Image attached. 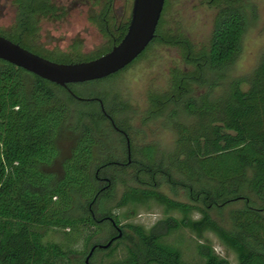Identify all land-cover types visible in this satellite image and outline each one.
Listing matches in <instances>:
<instances>
[{
  "label": "trees",
  "instance_id": "obj_1",
  "mask_svg": "<svg viewBox=\"0 0 264 264\" xmlns=\"http://www.w3.org/2000/svg\"><path fill=\"white\" fill-rule=\"evenodd\" d=\"M73 1L100 11L90 20H99L95 24L107 39L96 56L84 55L75 43L67 53L55 52L56 58L46 54L41 24L58 20L64 13V7L55 0H12L13 22L0 28V35L43 57L69 63L98 57L126 33L128 21L114 25L103 21L108 18L105 12L113 9V0ZM211 4L218 10L207 50L193 52L192 44L181 33L167 39L165 0L155 35L137 57L153 43L170 42L182 47L183 60L190 65L174 71L169 88L149 98L156 110L171 106L170 115L175 117L178 138L167 162L157 159L152 144L137 149L132 138L130 164L95 162V148L105 146L107 141L119 145L121 140L109 134L105 126L109 121L98 102L83 99L80 101L90 104L85 111L80 110V136L63 160L61 177L54 181L43 167L58 156V135L70 115L69 102L78 100L66 87L0 59V264H83L80 259L96 245L93 241L101 232L100 223L108 221L107 216L117 225L120 223L119 216L111 211L99 215L91 210L105 191L99 190L96 171L99 169V177L107 176L114 183L117 172L129 167L133 169V180L156 186L157 176L169 180L173 172L179 174L182 179L175 183L189 191L192 202L175 200L155 188L126 185L117 208L153 200L164 207L165 216L148 229L124 224L136 238V245L124 243V256L107 264H189L180 247L166 241V237L182 228L198 237L205 231L213 232L235 252L236 264H264V54L245 81L247 89L236 80L220 100H212L206 92L192 94L194 85H208L210 73L238 54L245 29L240 0H212ZM126 67L89 82L108 80ZM72 85L68 84V88L73 91ZM58 91L65 97H60ZM92 97L95 96L84 98ZM99 98L113 118L104 99ZM177 110L194 116V120L177 121ZM100 125L104 126V137ZM111 165L120 169L107 173ZM78 198L90 204V210L85 208L84 213L73 215ZM236 201H243V206L230 211V230L215 220L210 210ZM173 211L179 216L170 214ZM193 212L200 216L192 218ZM48 230L62 231L63 238L46 240ZM121 232L117 240L123 237ZM119 244L111 243L106 256L111 257ZM97 249L100 248L96 245L89 262ZM195 251L200 264H230L207 242H198Z\"/></svg>",
  "mask_w": 264,
  "mask_h": 264
},
{
  "label": "rangeland",
  "instance_id": "obj_2",
  "mask_svg": "<svg viewBox=\"0 0 264 264\" xmlns=\"http://www.w3.org/2000/svg\"><path fill=\"white\" fill-rule=\"evenodd\" d=\"M12 0H0V28L11 25L14 18V7ZM64 7L63 16L54 21H43L41 24V40L44 42L47 55L56 58V53L69 52L74 43L79 46L80 52L87 56H96L100 53L106 42L99 27L92 24L88 18V11L96 9L90 5L86 6L74 3L73 0H55ZM81 1V0H80ZM133 0H113V9L116 12H125L128 16L131 11ZM240 5L245 15V29L240 41L238 54L223 67L210 73V83L206 86L194 85V92L209 93L212 100H220L226 94L232 83L241 81V87L247 89L245 82L253 74L264 54V0H240ZM217 7L209 3V0H166V12L163 17L167 39L181 33L193 46V52L207 50L214 26ZM190 65L183 60L182 47L170 42H156L149 46L145 52L132 62L120 73L105 81L96 83H73V91L83 97H102L104 103L111 110L113 118L125 126L132 138L133 145L138 149L142 145L152 144L156 150L158 160L167 162V157L175 150L177 130L173 117L170 115L172 107L156 110L150 103L152 95L158 96L165 92L170 84L172 74L176 70H185ZM59 92V91H58ZM60 97H65L61 91ZM90 102L70 101L71 112L67 121L60 129L57 147L58 156L49 166L43 169L52 174L54 181H57L63 171V160L71 152L77 138L80 136V129L77 123L80 122V110ZM154 111V112H153ZM178 113V116H177ZM177 121L189 123L194 116L183 110H177ZM175 116V115H174ZM103 133L104 126L100 125ZM103 136V134H102ZM104 137V136H103ZM117 137V136H115ZM114 147L118 150L119 145L108 142L101 148ZM95 148V154L97 153ZM117 166H108L107 173L119 170ZM132 168L119 170L115 175V182L109 183L98 201L91 206L96 214H105L111 211L117 214L120 219L119 227L123 231V237L112 243L119 244L111 257L108 248L97 249L90 259V264H107L111 259H119L124 256L123 244L136 245V238L123 225L126 223L139 224L148 229L155 221L165 216L164 207L153 200L143 204H128L120 208L116 207L126 185H135L146 188H155L161 193L178 201L192 202L189 191L175 182L182 179V176L173 172L171 179L157 176L158 185L142 183L132 179ZM107 184V183H105ZM243 206V201H236L227 204L222 209L212 208L211 216L222 226L233 230L229 213L232 209ZM90 210V204H85L79 198L75 201L71 211L73 215H80ZM131 213V215L129 214ZM179 216L177 212H171ZM192 218H198L199 213L193 212ZM101 232L94 238V243L104 244L116 233L110 221L100 223ZM63 238L60 230H48L46 240L59 241ZM166 241L177 244L183 254V258L189 264H200V258L196 254L195 246L198 242H207L212 245L215 252L228 260L230 264L237 263L235 252L225 246L219 238L211 231H205L201 237L187 228L174 231ZM84 264L85 256L81 259Z\"/></svg>",
  "mask_w": 264,
  "mask_h": 264
},
{
  "label": "water",
  "instance_id": "obj_3",
  "mask_svg": "<svg viewBox=\"0 0 264 264\" xmlns=\"http://www.w3.org/2000/svg\"><path fill=\"white\" fill-rule=\"evenodd\" d=\"M164 3L165 0H133L126 33L110 50L98 57L69 63L57 62L0 35V59L63 87L106 77L129 65L144 51L155 35ZM100 103L104 109L101 101ZM127 142L129 147L128 139ZM110 220L113 225H117L112 218ZM117 229L118 234L100 244L101 248H107L121 236L118 226ZM95 247L96 245L92 246L85 257V264H90L89 258Z\"/></svg>",
  "mask_w": 264,
  "mask_h": 264
},
{
  "label": "flooded vegetation",
  "instance_id": "obj_4",
  "mask_svg": "<svg viewBox=\"0 0 264 264\" xmlns=\"http://www.w3.org/2000/svg\"><path fill=\"white\" fill-rule=\"evenodd\" d=\"M211 1L212 0H209V3H211ZM99 13H100V11H98V10H90V11H88V15L87 16H88L89 19H91L92 17H94L95 15H97ZM124 13H125L124 11L122 13L121 12L120 13L116 12L115 9H112L110 11L108 10V11L105 12V15H107L108 18L107 19L103 18V21L104 22H108L111 25L118 24V22H125V21H128V23H129L131 11H130V14L128 16H125ZM90 21H91L92 24H94L97 27H99L97 24H95V23H98V21H99L98 19L97 20L94 19V20H90ZM114 44H116V43H114ZM66 88H67L69 94L74 99H76L78 101L83 100V99H94L95 101H97L99 106H100L101 111L103 112V114L105 115L107 120L109 121V124L105 125L106 128L108 129V131L110 132L109 134L111 136H114V137L117 136L121 140L120 143H119V148H118L117 151L113 150L114 147H109V148H106V149L98 147L96 149L97 153H96V156H95V162H97V163H101V162L102 163H110V164H122V165L123 164H130L132 162V156H131L132 152H131V136L129 134V131H127L125 127L118 126L115 123V121L111 117V115L106 112L103 102H102V104H103L104 109H102V105L100 103V98L99 97L84 98V97H81L78 94H76L75 91H72L71 89H69L68 86ZM127 139L129 140V147H128ZM98 171H99V169H97V171H96V176L98 177L99 182H100L99 183V190L100 191H102V190L104 191V190L107 189L108 184L110 183V180H109V178L107 176L99 177L97 175ZM105 183H107V184H105ZM110 218L111 217L107 216L108 221H110L112 223ZM112 225H113V223H112ZM117 226L119 227V225H116V226L113 225V228L115 229L116 233L114 235H112L108 239V241L118 234ZM120 230H121V228H120ZM116 240L117 239L113 240L111 243H114ZM100 244H96V245L99 248H101L99 246Z\"/></svg>",
  "mask_w": 264,
  "mask_h": 264
}]
</instances>
